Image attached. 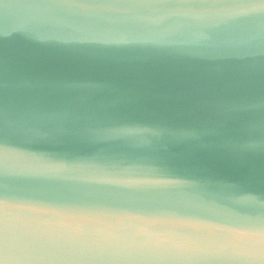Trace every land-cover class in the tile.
<instances>
[{"label":"water","instance_id":"95a60500","mask_svg":"<svg viewBox=\"0 0 264 264\" xmlns=\"http://www.w3.org/2000/svg\"><path fill=\"white\" fill-rule=\"evenodd\" d=\"M246 3L0 0V148L34 169L0 173V197L163 237L264 225V11Z\"/></svg>","mask_w":264,"mask_h":264},{"label":"clouds","instance_id":"9594fccd","mask_svg":"<svg viewBox=\"0 0 264 264\" xmlns=\"http://www.w3.org/2000/svg\"><path fill=\"white\" fill-rule=\"evenodd\" d=\"M33 7L46 10L53 5L40 2ZM241 7L264 11V0H247ZM236 14L227 5L208 13L221 21ZM20 155L0 148V173L29 176L34 169L22 167ZM160 252L170 253L175 264H264V225L163 237L138 227L134 217L76 218L41 200L0 197V264H147L139 257Z\"/></svg>","mask_w":264,"mask_h":264}]
</instances>
